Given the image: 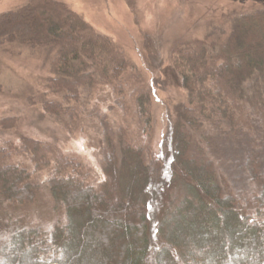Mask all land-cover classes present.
Returning a JSON list of instances; mask_svg holds the SVG:
<instances>
[{
    "label": "trees",
    "instance_id": "16d2710c",
    "mask_svg": "<svg viewBox=\"0 0 264 264\" xmlns=\"http://www.w3.org/2000/svg\"><path fill=\"white\" fill-rule=\"evenodd\" d=\"M255 1L261 7L235 19L221 42L209 34L173 48L186 102L177 106L166 153L138 143L129 128L116 135L106 114L107 179L99 185L55 144L22 137V147L0 145V264H264V158L255 144L257 136L264 142V0ZM6 43L56 47L48 88L65 92L69 104L46 100L45 112L74 117L79 107L71 101L97 76L124 99L125 115L133 102L150 133L152 84L67 2L29 0L0 13V44ZM16 121L7 117L0 125L11 129ZM203 128L213 135L199 137ZM221 139L224 154L240 158L254 183L250 195L222 178L217 164L224 160L214 148ZM22 151L32 169L9 161ZM47 167V188L66 216L50 230L15 209L35 204L41 186L34 175Z\"/></svg>",
    "mask_w": 264,
    "mask_h": 264
},
{
    "label": "rangeland",
    "instance_id": "374dc122",
    "mask_svg": "<svg viewBox=\"0 0 264 264\" xmlns=\"http://www.w3.org/2000/svg\"><path fill=\"white\" fill-rule=\"evenodd\" d=\"M29 0H0V13L21 7ZM82 14L95 29L110 36L124 51L138 70L143 71L145 82L154 88L152 127L149 134L135 115V106L126 94L128 112L124 114L121 96L115 94L109 83L96 76L94 84L81 86L78 113L54 115L44 111L43 101H61L65 92L48 88L52 77V63L56 54L53 45L29 47L19 43L0 44V122L3 118H17L14 128L0 125V145L13 142L22 147V137H31L42 143L57 145L60 150L78 160L89 174V181L101 184L106 181L104 170V143L108 134L102 122L106 114L116 135L129 128L132 137L155 153L169 150L168 131L177 121L178 108L186 102V92L180 76L174 70L170 56L181 43L202 39L209 34L216 41L224 40L233 21L262 4L255 0H62ZM69 103L65 102V105ZM132 105V108L130 107ZM198 136H211L209 129H200ZM117 137V136H115ZM261 141V142H260ZM257 136L255 144L262 150L264 142ZM216 145V144H215ZM226 144L221 139L217 149L218 168L222 178L236 190L250 195L254 183L245 169L236 162L240 159L226 156ZM20 149V148H19ZM29 152H15L9 161L30 167ZM243 160V159H242ZM242 162V161H241ZM239 163V162H238ZM32 169V167H30ZM53 172L47 167L35 173L40 183L38 200L31 206L15 208L26 215L28 222L45 230L55 222L65 221V209L51 195L46 181ZM58 222V223H59Z\"/></svg>",
    "mask_w": 264,
    "mask_h": 264
}]
</instances>
